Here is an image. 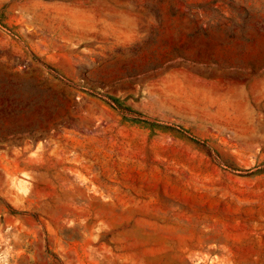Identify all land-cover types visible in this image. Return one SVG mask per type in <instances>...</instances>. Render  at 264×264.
I'll list each match as a JSON object with an SVG mask.
<instances>
[{"label": "rangeland", "instance_id": "obj_1", "mask_svg": "<svg viewBox=\"0 0 264 264\" xmlns=\"http://www.w3.org/2000/svg\"><path fill=\"white\" fill-rule=\"evenodd\" d=\"M0 264H264V0H0Z\"/></svg>", "mask_w": 264, "mask_h": 264}, {"label": "trees", "instance_id": "obj_2", "mask_svg": "<svg viewBox=\"0 0 264 264\" xmlns=\"http://www.w3.org/2000/svg\"><path fill=\"white\" fill-rule=\"evenodd\" d=\"M109 99L117 106H121L122 109L124 111H126L127 113H130L131 116H130V120L133 121V122H136V123H140V124H143L145 126H148L150 128H153L155 126H158L159 124L156 123L155 121L153 120H149L147 118H143L141 116V113L132 109L131 107L127 106V105H123L122 104V100H119L117 97H114V96H108ZM177 131L182 134V135H185L183 134V132L185 131L183 128H179L177 129ZM186 136V135H185ZM186 137H189L190 139L192 140H195L196 138H194L193 136H186Z\"/></svg>", "mask_w": 264, "mask_h": 264}]
</instances>
